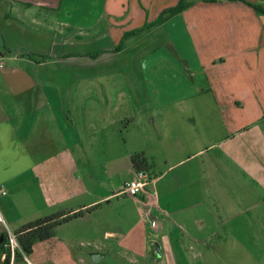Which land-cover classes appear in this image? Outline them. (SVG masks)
Returning <instances> with one entry per match:
<instances>
[{
  "label": "crops",
  "instance_id": "0c3cea01",
  "mask_svg": "<svg viewBox=\"0 0 264 264\" xmlns=\"http://www.w3.org/2000/svg\"><path fill=\"white\" fill-rule=\"evenodd\" d=\"M178 2L103 0L108 23L96 35L107 45L66 53L107 59L126 43L133 47L143 25L179 26L191 46L192 81L160 84L156 91L165 97L171 92L170 98L148 100L142 108L137 88L123 85L118 71L109 82L111 72L99 70L90 84L86 72L80 74L69 99V86L41 82L40 66H46L43 77L51 76V7L61 8L62 0H0L5 202L32 203L39 215L78 213L70 221L81 233L116 236L119 245L139 228L141 244L127 241L144 260L155 255L149 233L170 235V258L179 263L184 237L208 238L209 246L221 227L245 237L251 250L255 245L264 251V0H184L183 8L170 10ZM171 123L186 125V131L171 134ZM136 152L154 164L153 178L145 192L129 196L122 187L135 176ZM156 219L160 227L151 225ZM94 242L100 261L105 253L99 238Z\"/></svg>",
  "mask_w": 264,
  "mask_h": 264
},
{
  "label": "rangeland",
  "instance_id": "374dc122",
  "mask_svg": "<svg viewBox=\"0 0 264 264\" xmlns=\"http://www.w3.org/2000/svg\"><path fill=\"white\" fill-rule=\"evenodd\" d=\"M102 1L62 0L61 8L51 7V76L43 77L46 66H40L44 67L40 68L39 79L41 82L44 79H49L51 84L69 86L73 91L67 93L66 99H69V94H75L74 89L78 84L77 80L80 74L83 75L86 72L90 84V80L98 78L99 70L104 69L111 72L107 78L105 77V80L109 82L115 81L113 77L118 75L116 74L118 71L120 76L117 77L122 80L123 85L137 88L136 96L134 95L136 102L144 108L148 100L154 102L170 98L168 96L171 92H167L165 97V93L156 91L159 90L160 84H179L182 78L189 82L192 81V68L189 63V60H192L191 46L189 43L185 44V32L179 26L175 29L166 26L149 28L150 24H146V27L143 25L146 31L139 30L135 36L136 44L128 48L126 43L123 51L111 58L96 60L88 57L81 60L80 57L67 55L68 52L74 54V52L94 50L107 45L108 39L99 40L101 36L96 35L100 29H103L102 25L108 23L104 18V13L101 12ZM64 23H68L66 25L69 28L65 27ZM83 30H86L87 33ZM77 35H82V37H76ZM68 56L70 58H67ZM3 62L6 64L8 61L3 59ZM80 62L83 63L80 64ZM101 79L98 80L100 83ZM164 111L162 110V112ZM169 115L171 116V113ZM200 115L201 118L206 117L208 109H202ZM153 116L159 118L155 111ZM163 116L165 115L163 114ZM178 116H182V114L180 113ZM152 125L154 127L158 125L157 119ZM180 125L169 124L173 127L169 132L171 134L181 130L185 132L187 126ZM219 126L216 123L215 127L219 129ZM200 127L205 130L209 128V125L201 123ZM6 200L7 196L0 197V232L7 231L8 234V231H12L14 233L22 226L51 214L33 213L35 205L32 203L18 205L13 201L5 202ZM118 207L122 209L123 206L120 204ZM154 221L157 224L154 225L151 222V225L160 227L161 220ZM61 224H64V227L58 230V225L51 236L52 239L44 242L43 240L36 241L32 252L23 251L17 240L18 247L15 248V252L19 251L20 254L16 259L12 257L11 264H264V251L261 252L255 245L250 244L254 248L251 250L245 245V237L234 234L231 230H224V227L220 229L221 236L211 239L209 246H206L209 243L208 238L193 242L191 237H184L187 249L177 253L180 261L175 263L170 258L169 250H173L169 245L170 238L168 236L170 235L167 236L165 232L164 234L163 232H159L158 235L153 234L154 237L149 233V237L153 238L156 243L154 245L155 255L152 259L144 260L142 251L134 249L128 243L131 240V243L141 244L143 235L139 234V228H136L132 236L125 238L119 245L116 236L93 237L84 232V234L81 233V229L71 223L70 219ZM176 233L174 237L180 238V234ZM95 238H99L100 246L105 253L100 261H94L91 255L92 252L97 251ZM8 246L10 247V245ZM160 254L164 256L161 257Z\"/></svg>",
  "mask_w": 264,
  "mask_h": 264
},
{
  "label": "trees",
  "instance_id": "16d2710c",
  "mask_svg": "<svg viewBox=\"0 0 264 264\" xmlns=\"http://www.w3.org/2000/svg\"><path fill=\"white\" fill-rule=\"evenodd\" d=\"M212 1V0H209ZM184 6V0H179L178 5L171 8L170 10L181 9ZM257 7V6H256ZM133 32V31H132ZM128 34L125 33L124 37ZM131 161L133 167L136 170H146L149 173L152 172L154 164L145 155L144 152H136L131 155ZM78 213L70 214L66 211L56 212L50 215L42 216L24 226L19 228L14 232L16 238L21 246V249L25 252H32L33 246L36 241L44 240L50 238L55 231V228L69 220L71 217L77 215ZM9 237L7 231H3V239L0 237V264H11L12 253L10 247L8 246ZM19 251L15 253V259L19 257ZM5 255L2 260L1 257Z\"/></svg>",
  "mask_w": 264,
  "mask_h": 264
},
{
  "label": "built area",
  "instance_id": "2783aa9c",
  "mask_svg": "<svg viewBox=\"0 0 264 264\" xmlns=\"http://www.w3.org/2000/svg\"><path fill=\"white\" fill-rule=\"evenodd\" d=\"M3 63H0V67H3ZM152 175L146 170H136L135 176L126 180L123 187L122 192L129 196H136L142 192L146 191L148 184L152 181ZM7 193V190L2 185L0 187V196ZM153 224L156 225L157 223L153 221ZM10 243V250L12 253V257H15V248L18 247V242L16 239V235L12 231H8ZM5 255H3V259Z\"/></svg>",
  "mask_w": 264,
  "mask_h": 264
},
{
  "label": "water",
  "instance_id": "95a60500",
  "mask_svg": "<svg viewBox=\"0 0 264 264\" xmlns=\"http://www.w3.org/2000/svg\"><path fill=\"white\" fill-rule=\"evenodd\" d=\"M101 256H102V254L99 252L92 253V258L94 261H98Z\"/></svg>",
  "mask_w": 264,
  "mask_h": 264
},
{
  "label": "flooded vegetation",
  "instance_id": "af4514ba",
  "mask_svg": "<svg viewBox=\"0 0 264 264\" xmlns=\"http://www.w3.org/2000/svg\"><path fill=\"white\" fill-rule=\"evenodd\" d=\"M0 237L3 239V231L0 232Z\"/></svg>",
  "mask_w": 264,
  "mask_h": 264
}]
</instances>
